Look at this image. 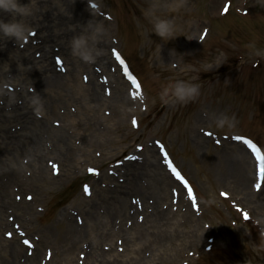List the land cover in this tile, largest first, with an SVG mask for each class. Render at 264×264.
<instances>
[{
    "label": "rangeland",
    "instance_id": "rangeland-1",
    "mask_svg": "<svg viewBox=\"0 0 264 264\" xmlns=\"http://www.w3.org/2000/svg\"><path fill=\"white\" fill-rule=\"evenodd\" d=\"M126 1L129 4L128 8L124 7L123 0H100L102 6L106 10L109 9L112 13L122 14L125 11L131 14L134 11L133 19L129 24L133 32L137 33V37L141 39V44L139 43L141 55H146L145 58H142L136 53L134 64L145 79L147 90L151 91L153 96L157 95V83H172V80H177V78L181 77L180 74H176V70L169 69L171 68L169 66L158 65L151 59V56L157 55V46L160 44L165 45L163 39L165 41L169 40L174 48H176L177 41L183 52L182 54H185L189 59V64L191 65L187 67L189 73L191 74V71L198 69L200 76H203L201 78L203 87L197 104H191L187 111L178 119L177 123L173 124L169 129L161 128L156 133L144 132L145 138L154 134L162 135L165 138L175 159L189 175L198 192V195L191 196L189 203L193 207L199 208L197 210L201 213L200 224L198 223L200 220L194 217L197 213L193 210L180 211L182 212L180 215L176 214L172 217L174 229L181 227L186 232L188 231L186 227L190 225L193 228L191 231L194 235L192 241L189 238L174 241V249L171 253L175 254L176 262L171 261L172 264H182V260H189L191 264H250L252 262L264 264V241L258 238L260 237V225L253 223L254 219L261 220L264 223V183L260 186V192H255L256 198L261 200V204L257 203L251 196L248 197L246 189H243V187H248L247 190L250 191L253 187L254 165L252 162L244 163L247 174L241 173L235 177L237 183H228V181H233L234 179L231 178V164L238 165L240 163L238 162L240 158H236L234 155V151L237 152L239 148L230 143L229 140L223 141L221 146L215 148L214 139L206 137L204 133L199 131V126L209 128L216 131V133L241 131L254 136L264 146L263 131H257L252 126L236 128L238 124L241 126L250 117L255 118L257 115L262 116L263 114L262 108L256 105V102L260 101L264 105V49L257 50V48L252 46V49L250 48L252 51H250L243 48L244 45L234 48L235 42L233 41L226 42L222 49H217L210 45V42L213 41V36L210 39L208 37L201 45L189 40L187 47H183V39L178 35L181 30H189L188 36L194 40L200 23L203 21L201 20L199 24H196V18L188 21V18H192V16L188 15V12L198 10L197 13L199 12L202 16L204 13H211L210 11L215 14L219 11L223 0H181L182 6L179 9L171 7L174 0H156V9L150 10H148L151 7L150 2L142 3V0ZM232 2L234 8H239L244 3H246V7L256 5V12H259L261 7L264 6V0H232ZM158 9L161 12L155 13ZM146 11H149L150 14L144 24L146 19L144 13ZM160 16L169 18L173 23V35L168 39L160 37L152 30V19ZM104 20V16L101 15L98 16L97 20L95 19V21L102 23H104ZM106 22L108 28L106 29L105 24H103L106 30L104 36H108L116 29V23L113 18L110 20L111 23ZM141 22H143V25H141ZM239 25H244L243 20L239 21ZM109 30L111 32H108ZM148 48L149 51L147 50ZM223 49L227 50L225 56H223V53L219 54V56L214 55V53L221 52ZM144 51L145 54L142 53ZM163 52L167 56L174 55V52L168 53L164 49ZM238 53L244 55V57L238 63H235L234 57ZM150 59L152 65H150ZM136 60L139 61L137 65L135 63ZM219 62L220 64L224 63L219 66ZM255 62H260V65L252 68L250 64ZM165 68L169 70L166 72L164 71ZM154 70L156 71L155 74L153 73ZM202 70L205 72H202ZM170 72L175 75L172 76L173 79L168 77ZM177 72H180V70H177ZM209 74L211 78H219L211 86L205 84L206 76ZM178 102L175 100L174 104L176 105ZM222 115L234 117L232 127H228L231 121H225L224 127L216 126ZM113 118L117 119V122L121 121L116 115ZM220 139L222 140L223 138L220 137ZM162 168L164 170L163 166ZM155 178L156 176L154 175L151 178L146 176L149 182H153ZM60 189L61 187L50 193L44 190L43 194L36 195L39 201V205L36 207L39 220L36 218L34 221L35 227L37 226V229L34 228V230L45 239H60L59 227L57 226L58 218L56 216H59L62 208L56 212H51L49 215H47L48 213L44 214L46 210L45 204ZM220 189H227L231 195L220 196ZM189 203L184 201L183 207L189 206ZM248 208L251 212H248ZM189 213L196 220L189 219ZM245 213L248 214L247 218ZM230 219H234L238 223L233 225V221ZM242 220L246 221V223ZM42 222L47 223L44 226V230L42 228L44 223ZM156 224H159V222L157 221ZM156 224L151 223L148 226V230L157 231ZM207 231L209 234H207ZM156 247H158V250L155 251L158 252L166 246L160 244ZM221 252L222 255H220ZM198 255H202L200 260L197 258ZM214 255H216L215 259H213ZM62 262L64 263V261ZM160 264H164V261L160 260Z\"/></svg>",
    "mask_w": 264,
    "mask_h": 264
},
{
    "label": "bare ground",
    "instance_id": "bare-ground-1",
    "mask_svg": "<svg viewBox=\"0 0 264 264\" xmlns=\"http://www.w3.org/2000/svg\"><path fill=\"white\" fill-rule=\"evenodd\" d=\"M31 2V0H22V3ZM32 13L30 15L19 17L17 19H22L24 23L28 26V32L27 34L35 29L30 28L32 24L38 25V30L40 32L44 31L42 34L43 41H46L43 45H41V51H42V58L37 60L36 57H34V63L32 64L31 68L27 71L26 75H22L24 70L27 68V65L31 63V55H30V49L33 48L34 45L28 44L24 49L18 48V40H15L13 42V47L10 48L11 52L7 53L6 48H2L5 53L6 63L5 66L0 65V80L1 82H12L14 84H21L28 88L30 83H34L36 86L42 87L40 89V95H41V101H42V109L47 114H54L59 115L57 113L58 107L62 105H69L71 102H85L88 103V107L93 109L92 103H97L100 107L101 105H106V100H109L107 98H101L98 95V84H95L94 92L92 94H85V86L82 82H73L69 83L67 81V76L63 73H58L54 68H56V65H54V68H52V65L50 64L49 60L50 58V46L54 37L53 33L56 35V37H59L58 40H55L54 43L60 44L62 48V53L66 56L68 59V63H71L72 65L76 66L79 65L80 68H86L91 70V64L86 63L82 59H80L77 56H73L71 53V45L70 40L74 35H85L86 36V30H87V18H95L94 11L90 8H86L85 6H81V4H77L76 0H63V13L61 14L59 11H57L55 8H53L52 5H50L48 2H46L44 5H42V10H38L36 6L32 5ZM93 11V12H92ZM9 14V19H13L16 17H13L11 13L4 12ZM82 15L84 17L82 18ZM2 16V15H0ZM82 19V20H81ZM81 20V22L84 24L85 28L83 30V33L77 30V27L75 26V22ZM36 27V26H31ZM46 33V35H45ZM0 36L2 38L6 39L5 43L7 46L11 45V41L8 40V36L3 35L0 33ZM33 39H30L33 42ZM43 43V42H42ZM41 43V44H42ZM63 44V45H61ZM89 44L92 45L95 48H99V44L94 43L93 41H89ZM28 50V52H26ZM53 55V54H52ZM102 55V53H100ZM104 57H109L108 53H105V56L99 58L100 60ZM17 59H19L21 62H18ZM1 63V60H0ZM2 68H5L4 70ZM7 71L13 72L14 77H9L4 80L3 76ZM92 73H94L92 71ZM0 82V83H1ZM91 84H94V78L91 81ZM69 90L74 93V99L70 100V98L73 97L69 93ZM0 93L3 94L4 90H0ZM27 97L28 93L25 94ZM31 105L27 102L22 104L20 106L18 103L13 104V111L10 112V114H5L6 117L11 116V119L9 122H16L21 123V129L23 131H16L11 132L8 129V126L5 124H0L2 127V132L0 134V180L6 176L8 178V181H18L22 177V175L19 173L20 169L24 168V166L19 163L18 156L22 153L28 154L31 156L32 161L30 162V167L33 169V176L38 179V182L40 181H51L56 179L54 176H48L47 180H44L43 175L47 174V168L42 166L38 160L34 159V152L31 150V145H36L38 147V150L44 149V142L43 137L44 134L47 133V136L51 139L52 143L54 144L53 153L60 157L62 160L66 162V165L69 166L70 162L78 155L82 154V156H89L88 151H83L82 148L76 146L75 143L71 142L72 139H70V136L65 132V127L57 128L53 126L48 125L47 119H39L35 116V110H30ZM93 110H89V113H86L83 115L81 121H77L75 118H72L68 125H76L78 124L81 129L84 127H88L89 120H92L91 126H95L96 124V115L92 114ZM94 113V112H93ZM63 121H67L70 117H72L71 113H67L60 116ZM5 128V129H4ZM90 130L93 132L92 136L94 138V133L98 132L99 130H96L94 128H90ZM88 134H81V138L86 139L87 142L90 141V135ZM90 137V138H89ZM47 138V139H49ZM239 158L241 161H244L243 163L249 162L248 156L246 153H248V150L245 149L244 146L239 145ZM123 147L122 149H124ZM246 152V153H245ZM11 156V157H10ZM21 158V155H20ZM245 173V168L243 167H234L231 173ZM32 176V177H33ZM237 177V176H236ZM31 180V179H30ZM236 183V180H235ZM5 193H3V196L0 197V227L3 224L10 225V222L8 220H5V213L6 209L8 211L12 212L14 215H16L17 219L23 217V211L22 208L26 207L28 202H24L23 204L15 202L11 199V195L7 193L8 184L3 183ZM20 185H29L27 181H20ZM128 186L129 189L127 191H124V195L129 193L130 191H134V177L128 180ZM120 187V186H119ZM243 189H246L243 187ZM114 191V189H113ZM16 196V195H15ZM144 200L146 201L148 199V196H143ZM104 201V200H103ZM114 203H113V202ZM106 204V208H104L103 213L98 212L95 213L94 207L96 206V202H93L92 207L89 206L87 209L82 210L85 215V224L83 226L78 225V221L76 219H72L70 217L69 211H65L62 214L61 219L59 220V223L62 225L64 230V235L61 237V243H64V247L66 248L67 243L74 242L82 237H86V235H89L90 238H87L90 242V244H93L94 242V234L102 229V226L99 223H96L94 220L95 218L101 217V215L106 216V223L110 225V222L115 218V216L119 213L117 211H114L113 205H117L120 207L121 210L125 211L126 213L124 216H127L128 214V207L130 210H132L131 206L126 203L125 197L119 194H111L108 197V200L104 201ZM81 202L78 203V205ZM125 203L127 205H125ZM91 207V209H90ZM102 208V207H101ZM11 215V214H9ZM19 217V218H18ZM163 222V221H162ZM13 225V222H12ZM108 229V227L106 228ZM2 231V230H1ZM137 232L141 233L140 229L137 228ZM78 246L77 244L69 247L68 250L71 251V254H74V247ZM141 246H138L134 249L136 255L134 258H130L127 260L119 259L116 256L113 257H107L106 253L100 249H96L95 251L92 250V252L89 255V258H98L103 257V260L106 259V261H114L118 264H136L137 262H142L146 258L142 256L141 250L138 251V248ZM145 246L142 250H144ZM28 248L22 245L21 243L17 242L16 240H8V239H2L0 237V264H19L20 256L22 253ZM41 246L36 248L34 254L32 256H28L26 259H28L29 264H35L38 260V256L41 253ZM101 264H104L102 262Z\"/></svg>",
    "mask_w": 264,
    "mask_h": 264
},
{
    "label": "clouds",
    "instance_id": "clouds-1",
    "mask_svg": "<svg viewBox=\"0 0 264 264\" xmlns=\"http://www.w3.org/2000/svg\"><path fill=\"white\" fill-rule=\"evenodd\" d=\"M89 5L92 7L90 0ZM181 6V0H174V2L171 4L173 9H179ZM0 11L11 13L13 17H24L32 13L29 3H21L20 0H0ZM93 13L94 15L97 14L96 12ZM149 14V11L144 13L145 16H148ZM151 23L152 30L157 35L165 39L172 37L174 27L172 21L169 18L162 16L155 17L152 19ZM86 26L93 28L91 35H74L70 40L71 53L73 56H77L83 61L91 63L95 61L96 57L101 53V50L90 45L89 40L91 39L95 43L99 39L105 38L101 34H106V30L102 22H94L92 19L87 21ZM28 30V26L23 22L22 19H0V33L5 36L15 37L17 40H20L25 37ZM169 92H171L172 98L183 104L194 100L199 95L200 85L198 83L178 79L165 87L162 92L158 93L162 102H169L167 98ZM30 103L34 106L36 115H41L42 101L40 95L36 94L31 97ZM233 119L234 117L222 115L219 118L216 126L224 127L225 121H231V123L228 124V127H232ZM253 223L255 225H260L259 235L261 238H264V223L257 219H254Z\"/></svg>",
    "mask_w": 264,
    "mask_h": 264
},
{
    "label": "snow or ice",
    "instance_id": "snow-or-ice-1",
    "mask_svg": "<svg viewBox=\"0 0 264 264\" xmlns=\"http://www.w3.org/2000/svg\"><path fill=\"white\" fill-rule=\"evenodd\" d=\"M114 53H115V55L118 57V58H120V53H119V51L118 50H116V49H113L112 50ZM120 62H121V64H123L124 63V60L123 59H121L120 60ZM128 71V69L127 68H125V72H127ZM132 79H133V81L134 82H136V78L135 77H131ZM137 87H140V85H139V83H137ZM58 123V122H57ZM133 123L135 124L136 123V121L135 120H133ZM160 142L159 141H157V144H159ZM248 143L249 144H251L252 145V147H253V149L254 150H256V152L257 153H259V150L258 149H256V145L255 144H253L252 143V141L251 140H249L248 141ZM259 155H260V153H259ZM174 171H175V169H173ZM89 171H97L96 169H89ZM177 175H179V173H177ZM257 187H259V185H257ZM84 190L86 191V192H88L89 191V188H88V186L87 185H85L84 186ZM191 191V190H190ZM224 195H227V193H225ZM247 213H245V217H247ZM9 235H11V234H9ZM25 243H28V241H25Z\"/></svg>",
    "mask_w": 264,
    "mask_h": 264
}]
</instances>
